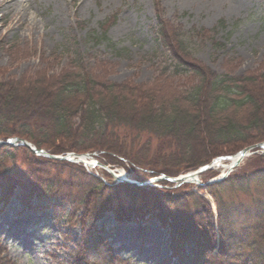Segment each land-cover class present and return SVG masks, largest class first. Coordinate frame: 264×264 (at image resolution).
<instances>
[{
	"label": "trees",
	"instance_id": "1",
	"mask_svg": "<svg viewBox=\"0 0 264 264\" xmlns=\"http://www.w3.org/2000/svg\"><path fill=\"white\" fill-rule=\"evenodd\" d=\"M157 17L156 40L170 55L163 71L197 78V85L159 98L150 88L104 82L99 75L82 68L81 62H72L70 67L78 73L0 81V140L22 138L38 149L48 148L53 155L101 152L108 164L124 165L121 158L133 167L139 182L157 175L175 178L264 141V74L242 78L212 75L196 60H187L190 55L179 28L161 15ZM106 33L104 22L95 40H106ZM239 112L244 117H237ZM55 143H60L61 149ZM7 161L12 162L10 173L5 169ZM15 163L46 167L49 179L40 177L34 181ZM76 167L35 157L23 147L1 148L0 179L5 184L1 192L8 198L19 186L23 196L26 190L16 177L20 175L28 183L42 185L36 195H58L67 202L66 207L75 206L68 197L72 198L78 188L58 176L60 169L70 171ZM241 168L237 176L231 175L219 184L197 187L211 194L216 203L218 241L213 236V216L207 204L184 189L176 195H164L155 188L141 189L124 183L108 187L93 178L94 186L76 198L92 218L100 219L112 210L118 223L131 220L122 211L130 210L128 205L120 207L122 198H126L125 203H162L175 216L171 224L163 227H167L170 238L171 258L178 264H264V157L254 155ZM51 169L57 171L53 173ZM81 174L87 176L84 170ZM235 191L245 192L247 199L233 200ZM108 195L116 201L110 210L105 207ZM189 203L194 210H188ZM84 234L79 248L87 249L89 242L90 253H111L101 232L90 229ZM105 259L110 261V257Z\"/></svg>",
	"mask_w": 264,
	"mask_h": 264
},
{
	"label": "rangeland",
	"instance_id": "2",
	"mask_svg": "<svg viewBox=\"0 0 264 264\" xmlns=\"http://www.w3.org/2000/svg\"><path fill=\"white\" fill-rule=\"evenodd\" d=\"M13 5L12 13L6 9L0 12V81L3 82L78 73L70 67L72 62H81L82 68L99 75L104 82L128 84L141 90L150 88L159 98L189 90L197 85V78L163 71L170 55L156 40L157 15L179 28L187 43L186 52L190 55L187 60H196L212 75L242 78L264 74V0H13ZM104 22L106 40H95V35H101ZM74 51L79 54H73ZM237 117H244V113L239 112ZM55 144L61 149L60 143ZM40 150L53 155L46 147ZM254 154L264 157V151L251 155ZM92 155V161L106 171L100 166L83 167L87 175L83 176L79 164H71L77 166L74 170L59 171L58 177L78 188L71 194L72 198L68 197L75 206L66 207L67 202L58 195H36L42 185L28 183L20 175L16 176L17 180L26 191L22 196L20 187L16 186L7 198L8 194L1 192L5 184L0 179V200L3 199L0 201V264H178L171 258L170 238L167 227H163L171 224L175 216L162 203L152 206L139 200L125 203L126 198H122L120 207L128 205L130 210L122 211L131 220L118 223L112 210L100 219L92 218L76 198L94 186L93 178L108 187L118 186L113 176L106 173L109 170L139 184L162 176L139 182L126 161H122L124 165L108 164L98 153ZM252 156L231 175L237 176ZM15 164L34 181L40 177L49 179L46 167ZM217 164L218 167L200 175L199 181H217L229 171L230 162ZM5 169L10 173L12 162L7 161ZM154 184L158 187H149L157 189L159 194L176 195L184 189L203 200L213 216V236L219 240L216 203L211 194L198 191L195 185L174 189L165 181ZM245 192L235 191L233 200H246ZM107 197L105 207L110 210L116 201L113 202L111 195ZM188 210H194L191 203ZM90 229L101 232L111 253H90L87 240V249L79 248L84 232Z\"/></svg>",
	"mask_w": 264,
	"mask_h": 264
},
{
	"label": "water",
	"instance_id": "3",
	"mask_svg": "<svg viewBox=\"0 0 264 264\" xmlns=\"http://www.w3.org/2000/svg\"><path fill=\"white\" fill-rule=\"evenodd\" d=\"M1 147H15V148H18V147H24V148H27L31 153H34L36 156L38 157H46L52 161H61V162H69V163H73V164H76V163H82L83 165L87 166V164L81 160V157L77 156V155H73V154H68L66 155L65 157H61V156H52V155H49L48 153H46L44 150H38L36 147L34 146H31L29 143H27L25 140L23 139H19V138H12L8 141H2L0 140V148ZM254 148H264V143H261V145H256V146H252L248 149H244L242 151L239 152V154L237 155L236 157V160L235 162H233V164L231 165L230 169H229V172L233 171V169L237 168L240 163L245 159V157L248 156V152L251 150V149H254ZM89 155H86L84 156L85 158H87ZM231 160V158H218V161H229ZM209 167H205V168H202L200 169L198 172H196L195 174H188L186 175L185 177H179V178H175V179H172V178H168V177H164V178H154L152 181L150 182H145V183H142V184H137L135 182H127L123 179H119L116 175H114L112 172H110L111 175L114 176V178L117 180L118 183H127V184H130V185H137L139 187H143V186H152L154 182H159V181H167L169 183H173V184H178L177 186L181 185V184H186L187 183V180L190 179L192 180V182H196V176L202 172H206L207 169ZM197 183V182H196ZM211 183H214V182H209L208 184H211ZM206 184V185H208ZM204 185V186H206Z\"/></svg>",
	"mask_w": 264,
	"mask_h": 264
},
{
	"label": "bare ground",
	"instance_id": "4",
	"mask_svg": "<svg viewBox=\"0 0 264 264\" xmlns=\"http://www.w3.org/2000/svg\"><path fill=\"white\" fill-rule=\"evenodd\" d=\"M13 6H14V5H13V0H8V1H4V0H3V3L0 2V12H1L2 10L6 9V10H8L9 13H12L13 10H11V9H13ZM82 160H85V159L82 158ZM87 162L91 163L90 160H87ZM119 177H122V178H123L124 176L120 174Z\"/></svg>",
	"mask_w": 264,
	"mask_h": 264
}]
</instances>
